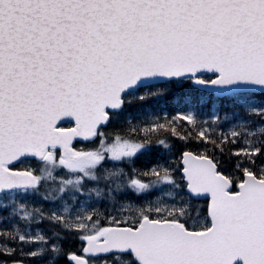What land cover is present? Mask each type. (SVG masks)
I'll return each mask as SVG.
<instances>
[{
  "label": "snow or ice",
  "instance_id": "1",
  "mask_svg": "<svg viewBox=\"0 0 264 264\" xmlns=\"http://www.w3.org/2000/svg\"><path fill=\"white\" fill-rule=\"evenodd\" d=\"M0 264H264V0H0Z\"/></svg>",
  "mask_w": 264,
  "mask_h": 264
}]
</instances>
